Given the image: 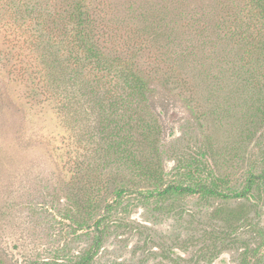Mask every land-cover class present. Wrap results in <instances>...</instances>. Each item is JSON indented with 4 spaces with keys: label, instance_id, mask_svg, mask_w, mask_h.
Wrapping results in <instances>:
<instances>
[{
    "label": "rangeland",
    "instance_id": "obj_1",
    "mask_svg": "<svg viewBox=\"0 0 264 264\" xmlns=\"http://www.w3.org/2000/svg\"><path fill=\"white\" fill-rule=\"evenodd\" d=\"M263 176L264 0H0V264H264Z\"/></svg>",
    "mask_w": 264,
    "mask_h": 264
},
{
    "label": "trees",
    "instance_id": "obj_2",
    "mask_svg": "<svg viewBox=\"0 0 264 264\" xmlns=\"http://www.w3.org/2000/svg\"><path fill=\"white\" fill-rule=\"evenodd\" d=\"M42 17H43V14L39 13L37 15L38 21L40 20V22H41L42 21ZM81 19H82V16L79 17V21H81ZM77 32H78L77 36H78V38L80 40H79L78 43L76 42V40H74L73 44L71 45L73 50L74 51H78V52L82 51L83 54L85 55V58H87V61H93L94 62V59H93L92 55H96V54H99V53L95 50V46H93L91 44H88L87 41L84 40V38L87 37V34L86 33L84 34L83 30L78 29ZM128 72L129 73L125 72V74L123 76L125 81H126V85H128L131 88V90H134V91L143 90L142 88L146 87V81L143 80L141 77H139L137 75V73L134 74V73H131L130 71H128ZM170 187H173L177 191L189 190L191 192H195V189L188 188V187L183 188V187H178V186H169L165 191L166 192L169 191ZM89 258L90 257H88L86 261H89ZM86 261L84 263H82V264H86Z\"/></svg>",
    "mask_w": 264,
    "mask_h": 264
}]
</instances>
